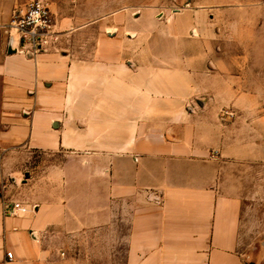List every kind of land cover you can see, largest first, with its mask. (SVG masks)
<instances>
[{"label":"crops","instance_id":"0c3cea01","mask_svg":"<svg viewBox=\"0 0 264 264\" xmlns=\"http://www.w3.org/2000/svg\"><path fill=\"white\" fill-rule=\"evenodd\" d=\"M29 1L0 0V264H264L225 167L264 142L232 123L228 66L187 43L193 13L30 55L7 27Z\"/></svg>","mask_w":264,"mask_h":264},{"label":"rangeland","instance_id":"374dc122","mask_svg":"<svg viewBox=\"0 0 264 264\" xmlns=\"http://www.w3.org/2000/svg\"><path fill=\"white\" fill-rule=\"evenodd\" d=\"M43 1L73 49L93 48L96 36L113 33L114 19L124 12L131 17L134 30H141L160 27L175 12L190 11L192 26L186 34L190 48L198 55L208 54L217 66L226 64L230 88L245 97L243 106L229 108L234 114L232 123L245 139L259 137L264 142V0ZM139 16L146 23L138 22ZM149 43L156 48L155 38L146 37L134 40L133 48H147ZM225 167L228 183L244 197L247 230L263 239L264 159L232 161Z\"/></svg>","mask_w":264,"mask_h":264},{"label":"built area","instance_id":"2783aa9c","mask_svg":"<svg viewBox=\"0 0 264 264\" xmlns=\"http://www.w3.org/2000/svg\"><path fill=\"white\" fill-rule=\"evenodd\" d=\"M7 27L16 33L20 50L30 55L47 49L59 34L55 16L43 0H30L25 7H15ZM3 210L16 215L27 212L29 207L19 201H4ZM7 255L12 259L11 252Z\"/></svg>","mask_w":264,"mask_h":264}]
</instances>
